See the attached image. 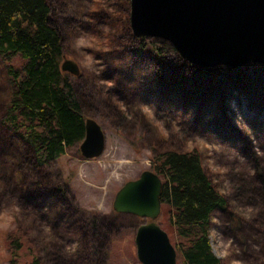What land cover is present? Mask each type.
<instances>
[{
  "label": "rangeland",
  "instance_id": "obj_1",
  "mask_svg": "<svg viewBox=\"0 0 264 264\" xmlns=\"http://www.w3.org/2000/svg\"><path fill=\"white\" fill-rule=\"evenodd\" d=\"M50 3L58 12L51 16V22L62 38L59 63L67 58L78 64L80 73H68L69 79L84 118H94L101 126L105 146L101 155L86 159L80 153V141L44 168L48 178L56 185L64 184L82 208L109 214L114 195L125 181L137 178L146 169L154 172L156 150L170 147L195 152L226 200L225 210H216L211 215L212 252L220 264H264V65L249 62L238 69L197 65L188 69L163 46L168 56L166 65L172 70L166 83L169 96L163 94L164 100L144 97L141 92L147 64L154 71L157 63L145 60L142 64L135 63V76L122 81L124 84L117 83L125 64L112 59V65L102 56L108 51L102 34L111 27L102 22H88L93 0H50ZM120 10H124L123 5ZM114 32L119 40H129L126 31ZM25 63L19 54L0 56V98L12 90L8 68L21 72ZM179 72L190 79L181 78ZM122 85L128 89L120 94ZM7 161V156L1 157L0 264H10L12 233L24 218L31 224L29 238L34 252L55 240L71 248L76 239L73 234L66 235L60 227L52 228L48 217H40L33 205L22 206L17 201ZM24 208L30 213L23 214ZM172 212L171 207L161 204L155 221L166 231L172 245L179 247L183 239L172 224ZM146 221L149 219L130 214L118 218L117 228H113L107 243L106 264H141L135 234L138 225ZM175 250L176 264H183L179 251ZM33 251L23 244L15 264L28 262Z\"/></svg>",
  "mask_w": 264,
  "mask_h": 264
},
{
  "label": "trees",
  "instance_id": "obj_2",
  "mask_svg": "<svg viewBox=\"0 0 264 264\" xmlns=\"http://www.w3.org/2000/svg\"><path fill=\"white\" fill-rule=\"evenodd\" d=\"M128 8L129 0H93L88 22H102L111 27L102 34L105 50H108L102 56L110 60V64L112 59L125 64L117 83L135 76V63L142 64L144 60L157 63L154 71L147 64L141 95L164 100V95L169 96L166 83L172 70L166 65L168 56L163 46L175 59L183 61L186 68L196 66L182 60L168 41L133 37ZM57 13L50 0H0V56L19 54L26 60L21 72L10 67L7 70L12 90L0 98V160L2 156L9 159L6 169L15 186L17 201L22 206L33 205L40 217H48L52 228L60 227L66 235L71 233L76 239L69 249L55 240L34 252L29 238L31 224L24 218L12 233L10 264H15L23 244L34 252L24 264H106L110 233L125 213L112 210L102 214L82 208L74 202L64 184H54L44 171L85 135L81 102L69 74L60 70L62 38L51 22V16ZM115 29L126 31L129 40H119ZM179 74L183 79H190ZM150 84L156 86L151 88ZM123 87L120 94L128 89ZM200 110L199 107L198 112ZM153 167L162 181L161 204L172 208V224L183 239L181 246H174L182 263L220 264L211 249L209 228L212 213L224 211L226 200L206 174L200 156L167 147L156 150ZM22 213L30 211L24 208Z\"/></svg>",
  "mask_w": 264,
  "mask_h": 264
},
{
  "label": "water",
  "instance_id": "obj_3",
  "mask_svg": "<svg viewBox=\"0 0 264 264\" xmlns=\"http://www.w3.org/2000/svg\"><path fill=\"white\" fill-rule=\"evenodd\" d=\"M128 24L135 38L168 41L181 59L199 67L238 69L253 62L264 65V0H129ZM60 70L80 73L78 64L64 58ZM82 157L101 155L105 134L91 117L84 119ZM162 181L143 170L116 191L113 210L149 221L136 230V254L141 264H176V250L155 221L161 210Z\"/></svg>",
  "mask_w": 264,
  "mask_h": 264
}]
</instances>
